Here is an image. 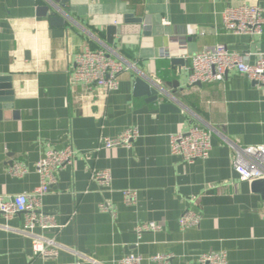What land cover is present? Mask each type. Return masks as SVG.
I'll use <instances>...</instances> for the list:
<instances>
[{
    "label": "crops",
    "instance_id": "0c3cea01",
    "mask_svg": "<svg viewBox=\"0 0 264 264\" xmlns=\"http://www.w3.org/2000/svg\"><path fill=\"white\" fill-rule=\"evenodd\" d=\"M242 5L264 14V0H0V77L12 78L15 97L14 110H0V197L39 187L36 165L48 150L71 143L77 151L41 202L64 227L33 232L56 239L58 257L37 254L21 214L0 212V264H118L129 255L156 264L158 254L198 264L210 252H226L228 264H264V199L240 180L235 151L220 137L264 146V88L237 72L190 83L188 57L203 50L224 45L250 63L264 54V34L224 29V12ZM86 49L115 52L132 65L118 90L71 85L75 58ZM139 77L160 87L157 100L136 93ZM193 127L219 135L209 158L190 164L172 155L170 140ZM130 128L139 132L131 148L98 151L103 138ZM15 162L26 166L24 176L9 173ZM94 170L109 172L110 185L93 181ZM125 191L134 202H125ZM187 210L202 221L183 231L178 221ZM146 223L162 229L138 234Z\"/></svg>",
    "mask_w": 264,
    "mask_h": 264
},
{
    "label": "built area",
    "instance_id": "2783aa9c",
    "mask_svg": "<svg viewBox=\"0 0 264 264\" xmlns=\"http://www.w3.org/2000/svg\"><path fill=\"white\" fill-rule=\"evenodd\" d=\"M164 24L168 25L166 20ZM224 29L235 35H263L264 14L263 9L255 5H242L228 8L223 14ZM190 61V83L211 84L223 82L230 72H237L249 77L257 86L264 88V54L254 56V62L250 63L249 57L234 51H230L224 45H217L213 49L203 50L188 57ZM132 65L125 62L115 52L107 50L86 49L79 53L71 68V85H82L87 92L93 89L103 88L107 92L119 89L120 77ZM218 132L213 129L193 127L187 132H180L171 136L170 147L172 155L182 161L193 164L198 160L209 158L213 149V137ZM219 135V133H218ZM139 137L136 128H130L115 138H103L99 150H111L119 147L131 148ZM222 141L234 149L233 167L243 182L252 183L255 180L264 179V146L240 147L228 138L220 135ZM77 158V151L69 143L62 150H48L36 165L41 184L31 193L20 194L10 199L0 197V212L6 219L16 214L24 218V232L32 234L37 245V254L43 258H57L60 244L54 238L35 235L37 228L43 232L60 230L64 227L57 222L52 214L41 211L42 199L57 184V173L67 167H72ZM14 177H22L27 173L26 166L21 162L9 169ZM93 181L106 186L110 185L111 175L107 171L92 172ZM125 202L132 203L136 198L134 192H123ZM100 210L105 213L115 214V210L101 204ZM202 215L193 210H187L180 218L181 230L198 227L201 224ZM162 228L155 223L140 225L136 232H157ZM173 256L158 254L151 258L156 264H173ZM143 258L129 255L119 261L118 264H142ZM198 264H228L226 252H210L199 256Z\"/></svg>",
    "mask_w": 264,
    "mask_h": 264
},
{
    "label": "water",
    "instance_id": "95a60500",
    "mask_svg": "<svg viewBox=\"0 0 264 264\" xmlns=\"http://www.w3.org/2000/svg\"><path fill=\"white\" fill-rule=\"evenodd\" d=\"M43 15H49V8H41L40 10ZM46 13V14H45ZM51 21L55 22L56 24L62 25L64 23L63 18H56L55 14H50ZM131 17V16H130ZM135 22L142 23V20L140 19H134ZM146 24H148L147 21H145ZM113 30V29H112ZM179 62V61H177ZM195 85L200 86V83H197ZM135 89L136 93L140 95H146L148 97H153V100H157L159 96V90L160 87H158L155 84L147 83L143 78L139 77L136 79L135 82ZM14 92H13V84H12V78L10 77H0V110H14L15 104H14ZM7 116V114H5ZM5 116V118H7ZM4 117L0 114V120ZM252 191L260 194L261 197L264 199V179L255 180L251 183Z\"/></svg>",
    "mask_w": 264,
    "mask_h": 264
}]
</instances>
